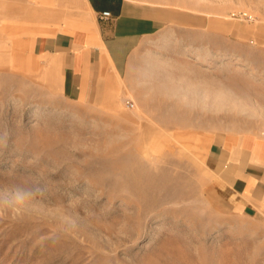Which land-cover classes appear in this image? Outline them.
Returning <instances> with one entry per match:
<instances>
[{
	"label": "rangeland",
	"instance_id": "1",
	"mask_svg": "<svg viewBox=\"0 0 264 264\" xmlns=\"http://www.w3.org/2000/svg\"><path fill=\"white\" fill-rule=\"evenodd\" d=\"M139 1L208 19L147 35L139 89L74 99L0 50V194L46 188L0 217V264H264V211L223 203L204 163L215 131L264 137V0Z\"/></svg>",
	"mask_w": 264,
	"mask_h": 264
},
{
	"label": "crops",
	"instance_id": "2",
	"mask_svg": "<svg viewBox=\"0 0 264 264\" xmlns=\"http://www.w3.org/2000/svg\"><path fill=\"white\" fill-rule=\"evenodd\" d=\"M82 1L81 13L67 11L65 0H0V50H7L16 64L37 61L41 75L54 73L74 99H92L100 86L124 91L120 79L127 90L139 89L147 35L178 21L185 30L203 29L208 22L203 14L174 3ZM105 10L110 15L101 18ZM181 38L186 48L187 39ZM204 163L212 175L209 191L223 197V203L264 211V137L215 131L208 137Z\"/></svg>",
	"mask_w": 264,
	"mask_h": 264
},
{
	"label": "clouds",
	"instance_id": "3",
	"mask_svg": "<svg viewBox=\"0 0 264 264\" xmlns=\"http://www.w3.org/2000/svg\"><path fill=\"white\" fill-rule=\"evenodd\" d=\"M45 196L46 188L38 182L30 180L14 182L6 195L0 194V217L18 215L25 205ZM71 231L69 228L58 229L51 238L56 240L61 235L70 234Z\"/></svg>",
	"mask_w": 264,
	"mask_h": 264
},
{
	"label": "built area",
	"instance_id": "4",
	"mask_svg": "<svg viewBox=\"0 0 264 264\" xmlns=\"http://www.w3.org/2000/svg\"><path fill=\"white\" fill-rule=\"evenodd\" d=\"M109 15H110V12L108 10L102 11L99 14V16L101 18H107V17H109ZM125 105H126V107H130L131 108V107H133V102H131L130 100H126L125 101Z\"/></svg>",
	"mask_w": 264,
	"mask_h": 264
}]
</instances>
